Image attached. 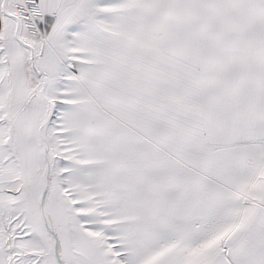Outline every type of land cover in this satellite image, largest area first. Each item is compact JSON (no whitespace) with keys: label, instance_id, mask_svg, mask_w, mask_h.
<instances>
[{"label":"snow or ice","instance_id":"obj_1","mask_svg":"<svg viewBox=\"0 0 264 264\" xmlns=\"http://www.w3.org/2000/svg\"><path fill=\"white\" fill-rule=\"evenodd\" d=\"M0 264H264V0H0Z\"/></svg>","mask_w":264,"mask_h":264}]
</instances>
